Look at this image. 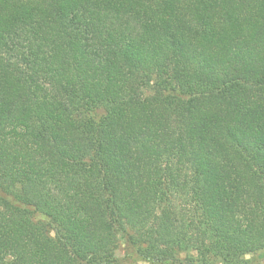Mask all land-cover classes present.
<instances>
[{"label":"trees","instance_id":"trees-1","mask_svg":"<svg viewBox=\"0 0 264 264\" xmlns=\"http://www.w3.org/2000/svg\"><path fill=\"white\" fill-rule=\"evenodd\" d=\"M262 253L264 0H0V264Z\"/></svg>","mask_w":264,"mask_h":264},{"label":"rangeland","instance_id":"rangeland-1","mask_svg":"<svg viewBox=\"0 0 264 264\" xmlns=\"http://www.w3.org/2000/svg\"><path fill=\"white\" fill-rule=\"evenodd\" d=\"M123 245L122 243L120 244V248H119V251H118V256L121 257L122 254H123ZM255 264H264V253L258 255L256 258H255Z\"/></svg>","mask_w":264,"mask_h":264}]
</instances>
